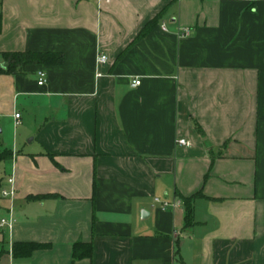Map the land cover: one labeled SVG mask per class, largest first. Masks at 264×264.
I'll return each instance as SVG.
<instances>
[{
  "label": "crops",
  "instance_id": "crops-1",
  "mask_svg": "<svg viewBox=\"0 0 264 264\" xmlns=\"http://www.w3.org/2000/svg\"><path fill=\"white\" fill-rule=\"evenodd\" d=\"M0 13V52L63 55L0 74V133L13 124L0 264H264V0H0ZM77 241L90 258L72 259Z\"/></svg>",
  "mask_w": 264,
  "mask_h": 264
},
{
  "label": "trees",
  "instance_id": "trees-1",
  "mask_svg": "<svg viewBox=\"0 0 264 264\" xmlns=\"http://www.w3.org/2000/svg\"><path fill=\"white\" fill-rule=\"evenodd\" d=\"M160 14L153 17L140 31L138 37L144 35L158 20ZM1 13H0V31H1ZM63 55L57 52H33V51H1L0 52V74L24 73L28 65L31 64H61ZM10 152L3 150L0 152V160L5 159ZM187 201L190 197H182ZM191 214V207L188 204L185 208V218L188 222ZM38 243H15L12 251L15 255H28L34 249L41 247ZM92 244L90 242L77 241L72 247V259L90 258L92 256ZM1 254V252H0Z\"/></svg>",
  "mask_w": 264,
  "mask_h": 264
},
{
  "label": "built area",
  "instance_id": "built-area-1",
  "mask_svg": "<svg viewBox=\"0 0 264 264\" xmlns=\"http://www.w3.org/2000/svg\"><path fill=\"white\" fill-rule=\"evenodd\" d=\"M189 34V29L188 28H183L181 31V35H188ZM97 61L99 63H104L107 61V56L106 54L100 53L97 57ZM37 84L38 85H43L45 83V72L42 69L37 70ZM140 83L139 78H134L131 80V85L132 86H137ZM19 117V113H15V118ZM177 143L180 145H188L189 141L184 139V138H179L177 139ZM7 182L9 183L10 187L9 188H4L1 189V195L2 196H7V197H12L14 194V187H13V178L10 177L7 179ZM155 201L160 202L161 208H165L169 205V202L167 201H159L158 198H155ZM7 226L11 227V219L10 218H5L2 217L0 218V227Z\"/></svg>",
  "mask_w": 264,
  "mask_h": 264
},
{
  "label": "rangeland",
  "instance_id": "rangeland-1",
  "mask_svg": "<svg viewBox=\"0 0 264 264\" xmlns=\"http://www.w3.org/2000/svg\"><path fill=\"white\" fill-rule=\"evenodd\" d=\"M13 124L11 125V123L9 124V121L6 120L3 122V132L0 133V137L4 136L6 137L7 135H11V128ZM1 128V127H0ZM1 148V147H0ZM4 175V169L2 168V164H0V178Z\"/></svg>",
  "mask_w": 264,
  "mask_h": 264
}]
</instances>
